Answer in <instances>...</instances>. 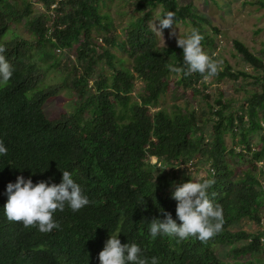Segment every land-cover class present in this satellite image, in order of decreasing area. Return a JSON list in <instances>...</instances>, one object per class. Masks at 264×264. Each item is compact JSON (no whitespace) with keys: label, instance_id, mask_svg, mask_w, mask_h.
<instances>
[{"label":"trees","instance_id":"trees-1","mask_svg":"<svg viewBox=\"0 0 264 264\" xmlns=\"http://www.w3.org/2000/svg\"><path fill=\"white\" fill-rule=\"evenodd\" d=\"M42 1L49 7L53 3ZM69 3L74 10L65 14L64 27L59 28L57 18L50 28L45 16L31 19V0H0V40L12 30L13 23L24 19L35 37L32 40L14 35L0 44L13 68L8 83H0V140L7 148V154L0 155V264H100L99 253L114 233L119 234L121 243L138 244L149 264L152 257H157L159 264H224L215 245L248 241L252 234L233 231L231 225L246 217L260 222L263 215L264 165L258 163L264 162V61L235 40L244 58L260 72L251 76L244 70L233 73L226 67L217 76L237 78L240 74L258 81L261 90L249 97L247 113L230 111L223 96L209 105L208 119L194 107H178L170 112L160 107L174 73L167 65L185 70L187 66L181 47L159 44L150 20L152 11L161 5V16L173 12L176 21L191 22L192 30L204 36L202 47H213L215 37L193 4L137 0L140 15L127 24L126 37L117 39L113 19L98 11L97 0ZM95 27L100 34L105 32L97 37L103 40L99 56L111 69L110 75L96 79ZM74 43L81 65L70 84L64 78L65 82L39 87L49 70L58 67L54 62L43 63L54 60L51 51L71 48ZM110 44L121 46L129 55L130 67L110 50ZM180 74L181 83L191 86L195 93L201 92L193 86L202 78L200 73ZM137 78L142 80L143 89L134 98ZM66 88L78 94L79 101L71 111L48 118L44 104ZM207 120L213 122L212 139L202 131L201 123ZM254 132H259L257 146L250 142ZM228 133L239 138L237 142L243 145L240 151L227 145ZM228 154L245 160L248 167L238 173L228 162ZM151 156L157 157L160 166L151 162ZM203 158L209 163L203 176L215 180L209 192L215 193L214 203L223 207L222 231L207 243L166 235L152 239L149 225L153 218L163 220L164 213L170 212L180 223L173 193L177 186L195 180L190 174L170 179L168 173L161 172V166L174 168L191 161L199 163ZM63 171H69L88 196L87 206L73 211L66 205L63 212L57 211L54 219L61 227L51 233L7 219L3 207L8 200L9 182L15 183L23 175L34 183L46 180L59 184ZM252 237L246 245L234 248L236 256L260 250L263 245L259 238Z\"/></svg>","mask_w":264,"mask_h":264},{"label":"rangeland","instance_id":"rangeland-1","mask_svg":"<svg viewBox=\"0 0 264 264\" xmlns=\"http://www.w3.org/2000/svg\"><path fill=\"white\" fill-rule=\"evenodd\" d=\"M33 12L31 13V19L39 16H45L48 18L46 26L50 27L53 23V18H58L60 24L65 14L73 12L74 8L69 0H53L52 5L47 6L42 0H31ZM137 0H97L99 6L98 11L100 13H108L109 17L113 19L114 34L117 39H124L126 37V27L129 21L136 16L140 15V12L136 10ZM180 5L188 3L193 4L195 12H198L205 18L206 29L214 35L215 42L213 47L205 46L204 51L212 57L214 60L221 62L222 70L229 67L231 72L238 73L241 70L248 72L251 76L260 72L257 68L253 67L243 56V54L236 47L234 41H241L254 55H257L264 61V0H178ZM55 6V7H53ZM163 7L158 5L152 11V17L150 23L161 16ZM30 21V20H29ZM155 23L159 27V20ZM12 30L8 31L0 40V44L4 41L11 39L14 35H19L24 38L35 40L32 28L27 20H23L11 25ZM173 29L176 31V36L171 35ZM192 30V23L186 21H176L171 28L163 29L162 34H156L159 44L161 46H174L178 47L177 39L179 35L186 37ZM100 34L98 28L95 27L92 30L93 41ZM96 44V40H95ZM76 45L70 48L67 47L64 51L60 52L57 48L53 53V59L49 62H43L46 65L54 62L58 67L51 68L45 81H43L39 87L46 86L47 84L65 82L70 84L79 65V59L76 52ZM112 52H114L117 58H122L123 64L130 67L132 65V59L121 48V46L109 45ZM102 46H97L96 52H94V58L96 63L94 65L93 78L96 79L100 75H110L111 69L108 66L105 58H102ZM256 76V75H255ZM181 78L180 73H172L169 77V89L160 99V107L167 109L168 111H174L178 107L181 108H196L198 113L204 115L205 119H208L206 112H209V105L214 103V100L219 96H223V99L229 104V110L238 113L244 111L247 113L249 108V97L253 92L261 90V86L253 77H246L240 75L237 78L226 76L225 78L212 77L209 81L205 82L201 78L193 86L200 89L201 92L195 93L191 86H186L179 80ZM135 87L133 91V97L142 91L143 82L140 78L135 79ZM204 94H209L210 97H206ZM79 101L78 94H76L71 88H66L61 91L55 97L49 99L44 104V110L46 115L53 119L62 115L65 111H71L76 102ZM243 109H240L242 108ZM212 125L213 122L209 120L202 122V131H204L206 138L212 139ZM207 140V139H206ZM238 137H234L232 134L226 135V143L230 148H236L240 151L243 148L242 144L237 141ZM250 142L252 145H259V132H254L250 136ZM227 160L233 167L240 173L243 169L248 167V162L245 160L240 161L236 155H227ZM152 162L156 161V158L151 159ZM196 161V160H195ZM259 166H263L264 162L258 163ZM209 163L205 158L200 160L199 163L194 165L179 166H161V172L168 173V177L171 179L174 176L181 178L185 174H190L194 179L205 175L206 168ZM169 167V168H167ZM166 168V169H164ZM164 169V170H163ZM163 170V171H162ZM159 172V173H161ZM166 175V174H165ZM264 186V182H263ZM263 207L261 208L263 215L260 222L250 218H243L233 225L231 230L239 231L244 230L248 234H252L248 237V241H251L253 235L264 236V199ZM112 235H116L115 233ZM111 235L107 238L110 239ZM106 240V242H107ZM248 241H239L233 244H216L215 251L217 255L224 261V264H264V244L260 250L242 253L236 256L234 248L236 246H244ZM105 242V245H106ZM264 243V242H263ZM249 262V263H245Z\"/></svg>","mask_w":264,"mask_h":264},{"label":"clouds","instance_id":"clouds-1","mask_svg":"<svg viewBox=\"0 0 264 264\" xmlns=\"http://www.w3.org/2000/svg\"><path fill=\"white\" fill-rule=\"evenodd\" d=\"M55 19L53 18V23ZM156 20L160 22L159 27L155 23ZM155 21L150 23V27L153 32L162 35L163 29L171 28L176 24L173 12L159 16ZM53 23L50 28L54 26ZM58 26L64 27L60 23ZM171 35L173 37L177 35L175 29ZM203 39L204 36L196 29L191 30L186 37L179 35L177 45L183 49V61L187 68L185 70L168 64L169 70L174 73L183 72L186 76L198 72L205 82L218 76L222 70L221 62L214 60L204 51ZM102 41L100 37L97 38L98 47L102 46L100 44ZM66 48L57 49L62 52ZM5 51L6 49L0 46V83L3 84H7L13 75V68L4 55ZM90 82L92 84L93 80ZM6 154L7 148L3 140H0V155ZM152 158H156L155 162L151 161L152 163H158L156 156H151L150 160ZM158 165L160 166V162ZM214 184V179L201 175L195 180L191 179L177 186L173 198L178 201L176 215L180 223L173 219L170 212L164 213L166 218L163 220L153 218L149 225L151 238L166 235L178 237L181 241L196 239L203 243L214 238L222 231L225 222L222 205L214 203L215 193L209 192ZM7 196V203L3 207L7 219L22 223L25 228H38L41 233H51L54 229H60L61 225L54 219V214L57 211L63 212L66 205L73 211H79L90 203L88 196L74 181L69 171H63L62 182L59 184H49L46 180L34 183L31 178L18 176L15 183L9 182L7 185ZM161 212L163 213L164 210L161 209ZM141 253L142 249L138 244L121 243L117 234L111 235L107 240L104 249L99 253V260L100 264H149L148 259L143 258ZM151 264H159L158 258L152 257Z\"/></svg>","mask_w":264,"mask_h":264},{"label":"built area","instance_id":"built-area-1","mask_svg":"<svg viewBox=\"0 0 264 264\" xmlns=\"http://www.w3.org/2000/svg\"><path fill=\"white\" fill-rule=\"evenodd\" d=\"M263 161H260L259 163H262ZM187 165H194V162L192 163V161L191 162H187L186 163ZM186 164H184V165H186ZM261 220H262V218H261ZM264 233V232H263ZM259 241H260V243L263 245L264 243V236H260V238H259Z\"/></svg>","mask_w":264,"mask_h":264}]
</instances>
